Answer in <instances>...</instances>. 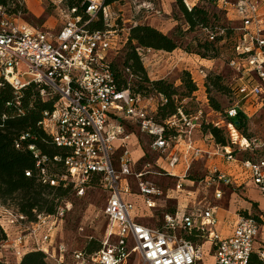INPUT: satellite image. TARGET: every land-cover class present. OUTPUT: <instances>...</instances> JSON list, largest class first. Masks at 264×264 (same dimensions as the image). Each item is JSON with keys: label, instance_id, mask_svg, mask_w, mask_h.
Listing matches in <instances>:
<instances>
[{"label": "built area", "instance_id": "1", "mask_svg": "<svg viewBox=\"0 0 264 264\" xmlns=\"http://www.w3.org/2000/svg\"><path fill=\"white\" fill-rule=\"evenodd\" d=\"M27 1L0 4V82L9 84L16 96L34 84L41 87L42 100L56 98L53 110L44 113L40 125L60 154L51 160L34 146L28 147L37 180L42 186L70 187L77 198L92 185L100 188L107 195L102 212L107 226L97 252L69 253L63 245L53 248L59 225L70 211L69 203L51 215L33 211V220L0 204V224L6 236L0 248L19 261L27 253L40 251L55 264H129L135 259L139 264H198L206 254L212 255L214 264H248L255 252L264 261V246L255 248L264 224L239 210L231 234L225 237L218 231V208L206 199L197 201L193 195L198 190L183 187V183H190L211 190L212 199L221 201L227 192L237 195L251 186L261 198L258 217L264 223V156L237 157L241 150H252L254 143L246 139L243 145L238 142L242 136L232 123L239 114L249 121L264 109V0H209L225 13L230 25L236 26V41L227 63L232 72L229 87L233 101L224 119L212 124L225 130L238 147L216 145L209 134L198 137L204 123L201 111L187 114L178 109L159 123L158 106L167 102L163 95L144 97L117 89L108 56L127 42L129 29L118 28L112 7L126 0L109 5L105 0H83L78 5H70L69 0H33L56 12L57 30H39L24 23ZM130 1L135 10L160 14L153 8L158 0ZM181 2L188 9L209 3ZM99 20L104 30H91ZM221 35L223 31L216 34ZM193 71L189 74L196 94L200 90L206 93L207 67L198 66ZM126 73L130 74L129 70ZM204 101L208 106L206 94ZM132 129L148 138L149 151L157 156L155 175L178 179L170 191L176 196H166L176 202L174 213L163 215L160 228L140 222L158 207L163 192L145 179L153 174L146 170L150 165L142 172L135 171L133 149L137 145ZM26 138L25 134L19 140ZM19 142L16 149H20ZM198 160L206 162L205 176L198 182L184 181L191 164ZM56 165L61 168L53 173ZM24 174L32 177V172ZM134 186L142 199L138 211L126 201L133 196ZM181 233L203 240L208 248L204 250L205 244L197 245Z\"/></svg>", "mask_w": 264, "mask_h": 264}, {"label": "rangeland", "instance_id": "2", "mask_svg": "<svg viewBox=\"0 0 264 264\" xmlns=\"http://www.w3.org/2000/svg\"><path fill=\"white\" fill-rule=\"evenodd\" d=\"M155 4L153 8L160 12L159 15H156V13L152 11L144 12L142 10H135V7H131L132 3L130 0L119 2L112 7V11H114L118 17L117 24L119 29H129L133 26V21H136L140 25H147L157 30L159 33L171 38L177 43L178 48L174 56L166 55L168 53L163 51L154 50L146 54V49L143 50L144 54L141 58V65L146 73L147 79L153 82L163 80L168 84H172L173 87L176 88L178 98H182L183 96L181 94L185 93L183 89L185 72L189 73V71H193L194 68L198 66L207 67V73L210 70L209 73L223 76L225 83L227 82L228 84L230 71L227 67V63L230 57V49L232 48V44L235 43L236 37L234 36L233 41L225 40L222 42V44H220L219 53L210 63L201 62L202 59L198 56H201L203 52L198 47L204 44V37L201 35L200 30L197 27H189L182 15L179 5L176 4L174 0H158ZM22 21L39 30L58 29L56 12L45 3L39 7H28L26 14L22 17ZM120 35L124 38L123 33ZM128 53L129 46L126 42L120 46L117 52L109 54L108 59L119 71H123L122 65ZM207 55L209 58L212 57V54ZM193 72L194 77L199 79L195 71ZM129 80L130 86L135 87V80L130 77ZM204 94L206 93L200 90L199 93L195 94V100L190 101L189 98L184 100L182 103L185 104V110L189 113L201 111L205 124L222 121L224 119V111L231 104L226 91L216 92L210 88L209 97L206 95L207 98H210L219 106L218 110H215L212 106L208 107L204 103ZM132 130L137 140H135L137 146L133 153L134 159L137 160L135 171L142 172L145 165H150L146 170L153 174L147 175L145 179L154 183L163 192V196L158 202V207L151 213H148L147 217H142L140 222L150 228H160L163 215L173 211L176 207V202L168 200L166 196H176L170 191L174 189L178 179L155 175L158 171V168H156L157 156L150 153L148 138L138 133L136 129ZM240 132L242 138H240L238 142L241 141L243 145L246 143V140H248L250 143H254V145L251 147L252 150H246V152L241 150V152H238L237 157L240 159H257L264 156V110L256 113L247 121L245 128L241 129ZM203 135L202 133L198 135V137L201 138ZM238 145L239 143L232 144L233 147H238ZM205 173L206 162L204 160L194 161L184 181L187 180L188 182H192L195 179L194 181L198 182L205 176ZM183 187L193 192L198 190L193 197H195L197 201L206 199L210 202L211 206L220 208V210L217 211L219 214L221 213V215H224L225 211L228 210V195H226L225 199L222 201H214L212 199L211 190L206 191L197 185L191 186L190 183H183ZM136 193V187L134 186L133 196L127 198L126 201L132 204L136 211H138L142 199L137 197ZM245 195L250 196L249 192ZM16 196L21 198L23 195L18 194ZM240 197L242 196L240 195ZM42 198L47 201L41 204L45 209L49 206L48 201H50L53 196L44 193ZM106 199V193L95 185H92V187L86 190L85 194L80 198L67 195L64 202L70 203L71 209L59 225V230L54 238L53 248L63 245L69 253H72L73 251H87L88 248L100 247L104 241L107 226L106 219L102 213L106 204ZM16 204L21 205L20 201H17ZM235 206L237 209H246L248 207V205L242 201H238ZM248 209L252 216H257L259 214L253 202H251V207H248ZM242 213L244 214V212ZM180 236L184 238L187 237V235L183 233H181ZM191 241L197 245L205 244L203 240L199 239H192ZM208 246V244H205L204 250L207 249ZM255 248L256 250L259 249L258 246ZM0 261L5 264H20V261L12 256L10 251L1 248ZM130 264H139V261L135 259L132 260ZM198 264H214L212 255L206 254Z\"/></svg>", "mask_w": 264, "mask_h": 264}, {"label": "trees", "instance_id": "3", "mask_svg": "<svg viewBox=\"0 0 264 264\" xmlns=\"http://www.w3.org/2000/svg\"><path fill=\"white\" fill-rule=\"evenodd\" d=\"M7 1L8 0H0V4H6ZM69 1L70 5H78L83 0ZM117 1L121 0H105L104 3L105 5H109ZM202 1L209 2V0ZM175 3L179 5L182 15L189 27H197L204 37V44L198 47L203 52L201 56H198L202 61H212L219 53L220 44H222V42L225 40L233 41V28L235 25H230L225 13L216 10L210 2L208 4L198 3L190 9L186 8L181 0H175ZM24 12L26 13V10ZM91 30H104L102 22L99 20L91 27ZM222 31L223 35L220 37L216 36L217 33ZM127 43L129 46V53L122 65L123 71H119L113 63H110L117 89L119 91L128 90L133 95H141L144 97L163 95L167 102L158 106L157 121L159 123H163L166 119L175 115L178 109H182L185 113L191 114L185 110V104L182 103L188 98L190 101L195 100L194 98L197 92V87L192 82L188 72H185L183 81L185 93L181 95L184 98H178L176 88L173 87L172 84H168L163 80L155 82L149 81L141 65L142 52L144 49L163 51L170 54L175 52L178 48L177 43L171 38L159 33L157 30L147 25L140 24L129 28ZM207 54H212V57L209 58ZM126 70H129L130 74H127ZM229 71L230 76L228 84L227 82L225 83L223 76L214 75L209 73L210 70L208 71L205 81L206 95L208 97L211 88L216 92L226 91L229 102L233 101V94L229 87L232 72L230 69ZM129 77L135 80V87L130 86ZM0 85V204L18 210L29 220L34 219L33 211L45 213L47 215L54 214L57 207L64 203H68L64 202L67 195H72L73 197H75V195L70 187L65 189L62 187L52 188L49 186H42L38 182L35 160L28 147L34 146L42 155L47 156L51 160L53 156L60 154V151L52 144L50 136L44 132L40 125L44 113L53 110L56 98L47 101L42 100L39 94L41 87L34 84L26 86L18 96L14 95V90L9 84L0 82ZM207 99L208 107L212 106L215 110L219 109V106L214 101L210 98ZM247 121L248 120L239 114L232 123L241 134L240 130L245 128ZM236 122L237 124H235ZM201 132L211 135L216 145L222 147L232 146V142L226 131L216 128L212 123H203ZM25 134L28 135V138L24 141H20V137ZM17 142L21 145L20 149L15 148ZM60 168L61 166L56 165L52 168V172L57 173ZM25 171L32 172V177H25ZM44 193L53 196V198L48 201L49 206L45 209L43 205H41L47 202L42 198ZM18 194H22L23 196L19 198L16 196ZM17 201H20L21 205L16 204ZM169 213H174V210ZM252 217L260 225L264 224L260 221L258 215ZM5 239L4 229L0 224V244L5 241ZM186 239L192 240L195 239V237L194 235H189ZM100 248L101 246L96 248L92 247L83 252L85 254H91L97 252ZM0 264L5 263L0 261ZM20 264L55 263L51 262L43 252L36 251L24 255L20 260ZM248 264H264V261H262L258 253L255 252L251 255Z\"/></svg>", "mask_w": 264, "mask_h": 264}, {"label": "crops", "instance_id": "4", "mask_svg": "<svg viewBox=\"0 0 264 264\" xmlns=\"http://www.w3.org/2000/svg\"><path fill=\"white\" fill-rule=\"evenodd\" d=\"M39 6H42V3H39V2H36V1H33V0H28L27 1V9H28V7H39ZM174 54H175V52L167 54V55L174 56ZM201 62L210 63L208 61H202V60H201ZM204 103H205V101H204ZM248 192H249L250 196H246L245 195ZM238 193L242 197H240L239 194L231 195L229 192H227L224 195L223 199H225L226 195L229 196V199H228V210L225 211L224 215H221V213L219 214L217 212L218 219H219L218 231L222 235H224L225 237L229 236L231 234L232 224L234 223V221L236 219V214H237V212L239 210H243L245 212H248V214H250L248 207H251V202L255 203L258 211H259L260 208H262L261 198L259 196L258 191L255 188L249 186V187H246L243 191L238 192ZM238 201H242L243 203L248 205V207L246 209H243V208L242 209L241 208L237 209L235 205L237 204ZM231 206H232V208H231ZM218 210H220V208H218ZM257 246L258 247L259 246H264V226L260 227V232H259V236H258V239H257ZM131 262H132V260L129 262V264Z\"/></svg>", "mask_w": 264, "mask_h": 264}, {"label": "water", "instance_id": "5", "mask_svg": "<svg viewBox=\"0 0 264 264\" xmlns=\"http://www.w3.org/2000/svg\"><path fill=\"white\" fill-rule=\"evenodd\" d=\"M235 124H237V122Z\"/></svg>", "mask_w": 264, "mask_h": 264}]
</instances>
